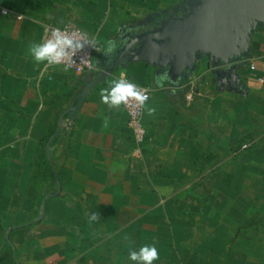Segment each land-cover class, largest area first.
<instances>
[{
	"label": "crops",
	"instance_id": "1",
	"mask_svg": "<svg viewBox=\"0 0 264 264\" xmlns=\"http://www.w3.org/2000/svg\"><path fill=\"white\" fill-rule=\"evenodd\" d=\"M195 1L0 0V264H133L143 245L154 264H264V24L246 58L204 59L177 84L119 66L70 116L134 34ZM68 24L95 72L31 57ZM118 79L151 89L141 147L123 106L101 102ZM242 135L252 148L233 158Z\"/></svg>",
	"mask_w": 264,
	"mask_h": 264
},
{
	"label": "water",
	"instance_id": "2",
	"mask_svg": "<svg viewBox=\"0 0 264 264\" xmlns=\"http://www.w3.org/2000/svg\"><path fill=\"white\" fill-rule=\"evenodd\" d=\"M259 24H264V0H196L185 13L167 11L130 38L108 68L87 85L70 116L119 66L144 63L164 70L177 84L194 74L204 59L217 67L244 59Z\"/></svg>",
	"mask_w": 264,
	"mask_h": 264
},
{
	"label": "clouds",
	"instance_id": "3",
	"mask_svg": "<svg viewBox=\"0 0 264 264\" xmlns=\"http://www.w3.org/2000/svg\"><path fill=\"white\" fill-rule=\"evenodd\" d=\"M92 43L93 41L86 37L76 38L60 28H55L45 42L32 45L29 52L36 62H46V65L63 64L64 70L67 71L71 64L65 61H71L78 51ZM105 93L101 95V102L111 106L127 104L130 98L140 103L147 99L137 91L134 84L123 79L114 80ZM128 259L133 264H154L159 259V252L154 245H143L138 251H130Z\"/></svg>",
	"mask_w": 264,
	"mask_h": 264
},
{
	"label": "built area",
	"instance_id": "4",
	"mask_svg": "<svg viewBox=\"0 0 264 264\" xmlns=\"http://www.w3.org/2000/svg\"><path fill=\"white\" fill-rule=\"evenodd\" d=\"M55 28H60L62 31H66L67 34L73 35L76 38L86 37L83 31L74 24H68L65 26H53L49 29L46 40L50 37L51 31ZM87 38V37H86ZM89 39V38H88ZM45 40V41H46ZM94 52H95V45L94 43L90 45H86L82 50L78 51L75 57L68 61L66 60L65 63H70L71 66L69 67L70 70L78 71L81 73H91L96 71V67L94 64ZM63 65V64H60ZM64 66V65H63ZM251 71H256V66L251 67ZM129 82L128 80H125ZM264 81V80H260ZM137 91H139L142 95L146 96L147 99L140 103L135 99H129L127 104H122L123 108L127 111L129 116V128L131 129L136 144L141 147L147 138V129L144 125L143 119L145 114L146 104L151 99V89L149 87H141L136 86ZM249 145H245L242 149H248Z\"/></svg>",
	"mask_w": 264,
	"mask_h": 264
},
{
	"label": "rangeland",
	"instance_id": "5",
	"mask_svg": "<svg viewBox=\"0 0 264 264\" xmlns=\"http://www.w3.org/2000/svg\"><path fill=\"white\" fill-rule=\"evenodd\" d=\"M242 144L240 145V146H238L237 148H236V150L235 151H233L231 154H233V158L234 157H237V156H243V155H245V154H247L248 152H250V149L252 148V144H251V142L249 141V139L245 136V135H242ZM245 145H249V147H248V149H246V150H243L242 148L245 146ZM235 152H237V155L235 156L234 154H235ZM228 157H230L228 154L226 155V158H228Z\"/></svg>",
	"mask_w": 264,
	"mask_h": 264
}]
</instances>
